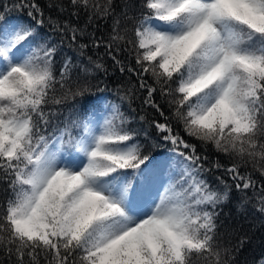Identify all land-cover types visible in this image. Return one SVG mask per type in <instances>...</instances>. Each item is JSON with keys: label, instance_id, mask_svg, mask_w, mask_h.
Returning <instances> with one entry per match:
<instances>
[{"label": "snow or ice", "instance_id": "snow-or-ice-1", "mask_svg": "<svg viewBox=\"0 0 264 264\" xmlns=\"http://www.w3.org/2000/svg\"><path fill=\"white\" fill-rule=\"evenodd\" d=\"M233 188L264 214V0H0V264H229Z\"/></svg>", "mask_w": 264, "mask_h": 264}, {"label": "trees", "instance_id": "trees-1", "mask_svg": "<svg viewBox=\"0 0 264 264\" xmlns=\"http://www.w3.org/2000/svg\"><path fill=\"white\" fill-rule=\"evenodd\" d=\"M5 2H7V0H5ZM39 2L42 6H46L48 0H39ZM101 51L103 50L101 49ZM101 62L104 63L105 67L108 69V75L104 76L103 73H97L96 75L107 83L110 91V99H114L117 96L114 89L118 84L122 85L121 94H125L132 85H136L138 88L136 77L132 76L129 80L127 74H122L117 68L113 67L111 59L104 58ZM93 83H95V79ZM132 94L134 96L143 95L135 89L132 90ZM116 102L120 103L119 100ZM140 102L139 99H132L131 107L138 109ZM122 110L131 115L128 101L123 102ZM148 111L151 113V109ZM133 126H135V124H133ZM187 138L188 137H186V139ZM191 142L199 144L195 139L191 140ZM205 154H211L224 164H229L231 162L226 155L217 153L211 145L207 147ZM221 174V171L215 172V176ZM208 180L213 188L218 186L213 176H209ZM229 183H231V181H229ZM220 190H223L222 186H220ZM247 197L248 199H244L243 194L233 188L230 191L229 199L221 203L217 208L219 212L217 221L219 225L218 243L223 248L229 250L228 256L226 257L229 259V264H260V261L264 260V214L258 211L259 204L257 199L253 197L251 191L247 193ZM241 238H243L245 242L243 247L237 250V245Z\"/></svg>", "mask_w": 264, "mask_h": 264}]
</instances>
